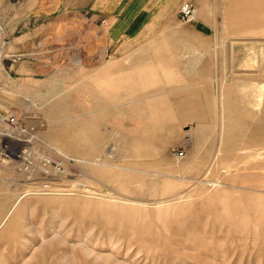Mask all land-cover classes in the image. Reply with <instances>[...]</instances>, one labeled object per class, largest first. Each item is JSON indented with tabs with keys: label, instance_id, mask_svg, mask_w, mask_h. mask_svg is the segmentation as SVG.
I'll list each match as a JSON object with an SVG mask.
<instances>
[{
	"label": "rangeland",
	"instance_id": "374dc122",
	"mask_svg": "<svg viewBox=\"0 0 264 264\" xmlns=\"http://www.w3.org/2000/svg\"><path fill=\"white\" fill-rule=\"evenodd\" d=\"M216 1L111 43L126 0H0V264H264V0Z\"/></svg>",
	"mask_w": 264,
	"mask_h": 264
},
{
	"label": "crops",
	"instance_id": "0c3cea01",
	"mask_svg": "<svg viewBox=\"0 0 264 264\" xmlns=\"http://www.w3.org/2000/svg\"><path fill=\"white\" fill-rule=\"evenodd\" d=\"M224 1L225 9H227L226 14L231 12L232 18L237 23L234 27L235 30L244 29L243 27L252 29L254 27L251 26L263 24L256 18H249L252 12L251 5L253 0H234L232 3L227 0ZM183 2L191 3L196 9V15L193 20L195 30L200 33H204L207 30L210 31L212 28L205 16L212 8L214 14H216V0H126L124 6L118 9L117 14L115 10L103 11V14L114 15V17H108L107 21H104V23L107 22L108 31L112 36L111 43L117 40L121 32L124 35L125 32L129 31L141 32L147 28L146 24L154 25L162 22L168 15L178 16L179 6ZM115 14L117 17H115Z\"/></svg>",
	"mask_w": 264,
	"mask_h": 264
},
{
	"label": "built area",
	"instance_id": "2783aa9c",
	"mask_svg": "<svg viewBox=\"0 0 264 264\" xmlns=\"http://www.w3.org/2000/svg\"><path fill=\"white\" fill-rule=\"evenodd\" d=\"M196 15L195 7L189 2H183L180 4L178 9V18L184 23H189L194 20ZM15 118L12 115L5 117L4 120L0 119V128H3L5 133L10 134L13 131ZM21 134H28L27 130H20ZM1 134V131H0ZM24 142V141H23ZM27 142V141H25ZM32 151L29 147L24 146L20 153L17 155V159L22 162L23 170L28 171L33 166ZM12 155L10 154V147L6 143L0 141V161L11 160ZM46 163V162H45ZM59 170L58 168H56ZM44 171V170H43Z\"/></svg>",
	"mask_w": 264,
	"mask_h": 264
},
{
	"label": "bare ground",
	"instance_id": "6f19581e",
	"mask_svg": "<svg viewBox=\"0 0 264 264\" xmlns=\"http://www.w3.org/2000/svg\"><path fill=\"white\" fill-rule=\"evenodd\" d=\"M134 102V101H133ZM136 103V102H135ZM133 105V104H132ZM121 107V106H120ZM135 107V106H134ZM136 107H138V106H136ZM118 108V107H117ZM133 109V108H132ZM136 109V108H135ZM125 111V110H124ZM122 113H124V112H122Z\"/></svg>",
	"mask_w": 264,
	"mask_h": 264
}]
</instances>
